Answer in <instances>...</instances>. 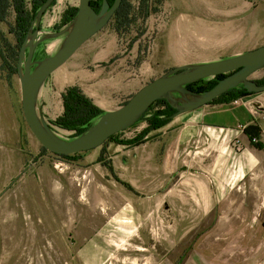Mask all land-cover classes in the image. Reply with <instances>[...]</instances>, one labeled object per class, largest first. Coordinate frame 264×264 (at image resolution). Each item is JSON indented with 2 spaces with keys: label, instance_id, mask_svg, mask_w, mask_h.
<instances>
[{
  "label": "rangeland",
  "instance_id": "rangeland-1",
  "mask_svg": "<svg viewBox=\"0 0 264 264\" xmlns=\"http://www.w3.org/2000/svg\"><path fill=\"white\" fill-rule=\"evenodd\" d=\"M53 1L40 21L41 40L34 51L32 68L61 47L71 26L61 23V16L68 6L77 7L79 0ZM127 1L134 20L127 27H119L111 16L101 30L49 75L39 93L38 111L64 139H72L74 134L49 122L61 112L47 102L57 99L62 105L61 94L68 86L86 91L95 87L90 76L112 71L121 61L118 70L128 72L121 86L128 93L120 96L117 91L122 88L113 80V95L119 99L115 108L134 91L131 70L145 72L143 82L147 83L178 65L221 60L264 45V0ZM25 5L30 10L31 0H25ZM13 24L14 11L10 7L0 29L12 45L16 44L15 35L8 30ZM27 50L28 44L23 62ZM263 72L253 73L250 78L258 80ZM16 128H20L18 137ZM0 129H5L0 130V264H110L122 248L133 250L131 255H121L123 261L134 257H143L144 261L148 257L154 264H177L183 245L194 242L195 229L198 232L209 227L208 219H176L170 205L151 203L144 194H136L115 181L104 165L112 164L113 155L105 151L101 160L97 159L99 146L67 158L44 150L24 119L18 70L10 75L0 70ZM3 132L7 133L5 137ZM221 153L226 155L228 151ZM82 194L85 200H81ZM119 206L127 207L126 213L136 219L139 231L127 235L117 229L112 233L116 224L110 225V218ZM157 213L164 218H157ZM150 214L154 217L152 223L146 220ZM160 229L164 239V230L172 232H168V247L166 243L161 247L156 240L160 236L150 233ZM123 237L125 241L117 244ZM88 248L97 250L99 257L90 259Z\"/></svg>",
  "mask_w": 264,
  "mask_h": 264
},
{
  "label": "crops",
  "instance_id": "crops-1",
  "mask_svg": "<svg viewBox=\"0 0 264 264\" xmlns=\"http://www.w3.org/2000/svg\"><path fill=\"white\" fill-rule=\"evenodd\" d=\"M118 66L90 76L95 87L81 89L104 112L114 109L119 101L113 95L112 83L117 81L116 86L122 88L117 91L120 96L128 93L121 86L128 72L119 71ZM259 71L261 68L253 73ZM130 73H134L132 95L146 83L143 81L147 76L136 69ZM260 74L257 78L264 76V72ZM54 100L57 107L53 109L62 112L60 100ZM47 105L51 107L50 102ZM145 125L143 121L118 138H131ZM220 128L237 129L230 133ZM14 131L18 137L20 128ZM6 135L2 133V137ZM144 138L145 142L135 146L114 142L100 145L97 159L105 151L111 153L113 179L136 194H144L151 203L170 205L176 219L210 220L208 228L198 232L195 229L194 242L183 245L177 264H264V91L176 114ZM236 138L240 145L235 153ZM224 149L228 151L226 155L221 153ZM183 208L185 212L180 211ZM156 216L164 218L160 213ZM153 218L150 214L146 220L152 223ZM152 231V236H160L156 238L160 246L166 243L168 247L172 232L164 230V239L162 229Z\"/></svg>",
  "mask_w": 264,
  "mask_h": 264
},
{
  "label": "water",
  "instance_id": "water-1",
  "mask_svg": "<svg viewBox=\"0 0 264 264\" xmlns=\"http://www.w3.org/2000/svg\"><path fill=\"white\" fill-rule=\"evenodd\" d=\"M53 0H46L36 13V22L30 27L31 34L21 43L17 70L21 87V104L24 119L41 146L53 154H75L101 145L107 138L133 125L145 110L157 99L165 98L177 110L187 112L211 102L228 89L242 84L248 92L264 91L250 75L264 66V45L221 60L198 64H182L145 83L118 108L105 111L85 132L72 139L60 137L38 111L37 100L46 79L62 66L76 50L95 33L101 30L119 7L121 0L112 5L103 0L98 4L90 0H79L77 13L64 37L61 47L53 55L40 60L34 68V51L41 38L38 37L40 21ZM28 50L23 62L25 47ZM22 68V69H21ZM228 75L210 90L195 92L184 85L211 78L219 74ZM177 92L180 98L172 95Z\"/></svg>",
  "mask_w": 264,
  "mask_h": 264
},
{
  "label": "trees",
  "instance_id": "trees-1",
  "mask_svg": "<svg viewBox=\"0 0 264 264\" xmlns=\"http://www.w3.org/2000/svg\"><path fill=\"white\" fill-rule=\"evenodd\" d=\"M45 1L46 0H31V8L30 10H28L25 5V0H0V23L5 20L8 8L11 7L14 11V24L9 28L8 32L15 35L16 44L12 45V43L5 37L0 29V70L5 71L8 75L12 74L13 72H17V63L21 43L23 42L27 32L30 30L32 23L36 19L37 11ZM106 1L109 3V5H112L114 0ZM53 2L51 3V5L53 4ZM90 2L92 5L98 4V7L96 8V11H98L101 7V4L103 3V0H90ZM129 9L130 5L128 1L121 0L120 6L113 15L118 21L119 27H127L131 23V21L134 20L133 17L129 15ZM77 10L78 8L76 6H68L63 11V14L61 16V23H71L77 13ZM111 61L112 60H110V62ZM14 63L15 65H13ZM263 69L264 66L261 67L262 71H264ZM227 75L228 73L219 74L211 78L209 77L194 81L184 86L195 92L203 93L206 90L212 89L219 80L226 77ZM255 81L258 84H264V76ZM249 93L250 92H248L242 84H238L236 87L228 89L227 91L221 93L207 104L229 103ZM172 95L174 97H179V93L177 92H173ZM61 100L63 107L61 114L58 115L55 119L50 120L49 122L52 125L57 126L58 128L73 132L74 135L72 136V138L79 136L80 134L85 132L92 124H94L98 120L99 116L104 113V111L98 108L92 102V100L76 85L68 86L67 88H65L64 92L61 94ZM176 112L177 110L171 105L169 100L165 98H159L145 110V112L133 125L109 136L107 140H105L101 145L103 146L104 144L109 142L124 144L127 146H135L141 144L146 141L147 138L144 137L148 132L165 126L173 118V116H175ZM143 121L146 122V125L133 137L128 139L118 138L120 133L125 130L127 131L133 129L138 125V123H141ZM245 130L246 128L244 129V131ZM257 146H259V148L262 147V145L260 144H257ZM80 153L81 152L75 154L55 155L58 157L67 158L75 157ZM104 165H107L108 170L112 172V167L110 164ZM116 180L118 181L117 178ZM125 186L129 188L127 184H125Z\"/></svg>",
  "mask_w": 264,
  "mask_h": 264
},
{
  "label": "bare ground",
  "instance_id": "bare-ground-1",
  "mask_svg": "<svg viewBox=\"0 0 264 264\" xmlns=\"http://www.w3.org/2000/svg\"><path fill=\"white\" fill-rule=\"evenodd\" d=\"M50 106L52 108H56L57 107V102L56 100H51L50 101ZM81 200H85V196H83V194L81 195ZM127 211V207H118V209L113 213V216H111L110 218V225L116 224L114 230L112 233L117 232V229H123L126 234L131 235L134 232L139 231V229H137V226L135 225L134 219L135 218H131L130 216L127 215L126 213ZM89 216V214H88ZM136 220V219H135ZM148 223L150 222L149 220H147ZM118 225V226H117ZM151 232H153L152 230H150ZM125 241V238H121L119 241H117V244H122ZM118 247H120V245H118ZM149 249H146L145 251H147ZM87 252L90 254V259L94 260L95 258H98L99 255L97 254V250H92V249H87ZM133 252V250L131 248H122L116 251L118 258H113L110 261V264H151L152 259L146 257L144 259V261H142L143 257H140L139 259L134 257L133 258H129V261H123L121 255H131V253ZM143 253H140V256H142ZM115 254L112 256L114 257Z\"/></svg>",
  "mask_w": 264,
  "mask_h": 264
},
{
  "label": "built area",
  "instance_id": "built-area-1",
  "mask_svg": "<svg viewBox=\"0 0 264 264\" xmlns=\"http://www.w3.org/2000/svg\"><path fill=\"white\" fill-rule=\"evenodd\" d=\"M239 128V127H238ZM222 131L224 132H230L232 133L233 131H235L237 128H228V129H225V128H220ZM240 129H242V127H240ZM251 141L252 142H256V138H251ZM233 144H234V152L236 153L237 152V147L240 145V140L238 138L234 139L233 141Z\"/></svg>",
  "mask_w": 264,
  "mask_h": 264
},
{
  "label": "flooded vegetation",
  "instance_id": "flooded-vegetation-1",
  "mask_svg": "<svg viewBox=\"0 0 264 264\" xmlns=\"http://www.w3.org/2000/svg\"><path fill=\"white\" fill-rule=\"evenodd\" d=\"M119 6H120V5H119ZM117 9H118V8H117ZM99 10H100V9H99ZM99 10H98V11H99ZM114 13H115V12H114ZM129 13H130V9H129ZM113 15H114V14H113ZM113 15H112V16H113ZM116 21H117V20H116ZM117 23H118V21H117ZM30 34H31V32H30V30H29V31L27 32L26 36H29ZM26 36H25V38H26ZM25 38H24V39H25ZM23 41H24V40H23ZM38 62H39V61H38ZM35 66H36V65H35Z\"/></svg>",
  "mask_w": 264,
  "mask_h": 264
}]
</instances>
